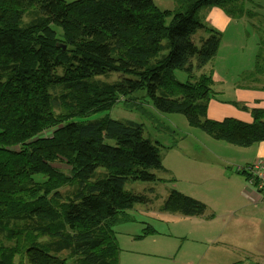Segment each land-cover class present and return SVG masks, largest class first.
<instances>
[{
  "label": "trees",
  "instance_id": "obj_1",
  "mask_svg": "<svg viewBox=\"0 0 264 264\" xmlns=\"http://www.w3.org/2000/svg\"><path fill=\"white\" fill-rule=\"evenodd\" d=\"M174 2L167 22L153 0H0V264H119L114 227L133 221L135 204L151 200L125 184L161 182L154 170L166 169L159 143L141 123L90 117L117 102L153 120L140 106L147 99L153 110L182 114L210 137L240 147L264 140L263 108L233 100L250 121L206 116L212 76L196 71L215 56L220 37L191 40L206 29L202 8L253 14L239 0ZM258 44L260 74L264 36ZM251 163L234 169L246 184ZM157 209L214 216L176 189ZM153 232L146 225L138 237Z\"/></svg>",
  "mask_w": 264,
  "mask_h": 264
},
{
  "label": "rangeland",
  "instance_id": "obj_2",
  "mask_svg": "<svg viewBox=\"0 0 264 264\" xmlns=\"http://www.w3.org/2000/svg\"><path fill=\"white\" fill-rule=\"evenodd\" d=\"M153 1L164 13L168 22L175 7L174 0ZM239 2L245 11L253 14L252 17L226 15L218 7V9L202 8L198 16L206 29L199 28L191 35V40L195 44H198L200 37H206L211 33H216L220 37L215 56L202 69L196 71V74L201 72L211 74L214 98L220 100L234 99L233 85H249L256 78L264 82V71L258 74L254 70L256 54L259 50V36H264V0H239ZM261 59L264 60V53ZM261 66L264 67L263 61ZM175 76L180 81L186 78L180 71H175ZM113 78L115 76L107 79ZM142 92L144 91L141 89L139 93ZM145 101H142L140 106L153 115V120L142 115L132 106H124L121 101L109 111L90 116L92 118L108 114L116 119H130L141 123L144 133L149 135L153 142L159 143L161 163L166 169L154 170L156 175L165 179L161 182L133 181L125 184V189L145 192L144 194L151 200L135 204V208L130 211L133 221L114 227L120 247L119 264H177L174 262L180 254L184 258L181 264H189L191 260H194L195 264H226L225 261L230 255L221 252L220 243H202L204 239L196 236L198 235L196 227L201 225L199 221L194 220L197 217L184 218L176 213L162 212L157 206L168 190L176 189L205 202L208 206L207 211L216 214L214 222L216 228H209L208 231H218L222 219L229 215L230 206L233 203L239 204L242 200V195L234 191L232 183L238 181L237 185H246V182L243 176L235 173L234 169L235 164L251 160L252 146L244 148L216 140L199 128L191 126L184 115L155 111L147 99ZM161 123L163 126H160ZM158 126L160 127L157 129ZM48 133L44 131L42 134ZM154 195H158V198H154ZM223 206L227 208L225 214H221ZM188 220L191 225L188 224ZM146 225H150L154 232L138 237ZM260 225L263 226L262 223ZM135 235L137 238L134 237ZM181 244V249L177 252ZM187 253L189 255L185 256ZM237 258L239 260L240 257ZM254 262L249 259L242 264H254Z\"/></svg>",
  "mask_w": 264,
  "mask_h": 264
},
{
  "label": "crops",
  "instance_id": "obj_3",
  "mask_svg": "<svg viewBox=\"0 0 264 264\" xmlns=\"http://www.w3.org/2000/svg\"><path fill=\"white\" fill-rule=\"evenodd\" d=\"M219 15L220 13H218V16ZM233 87L235 89L234 99L220 100L214 98V96L210 99L206 112V116L208 118L221 120L225 117H232L242 121H250L251 117L247 110L241 109L240 107L229 103L233 100L243 103L248 108L259 107L264 109V82L256 78L253 79V83H250L249 85H233ZM251 146V160L242 164H235L236 167H241L260 157H264V140ZM237 182L238 181H233L232 184L234 185V191L240 194V196L242 195L241 202L235 205L233 203L230 206L228 210L229 215H227V212V216L222 219L221 228H219L218 231H208L209 228H216L214 223L216 220L215 212L209 210L214 214L211 219L203 217H197V219H194L195 221H199L201 223V225L196 227V232L198 234L196 236L204 239L203 241L201 240L202 243H220L219 248L221 252H225L224 255H230V258L225 261L226 264H242L244 262H248L249 259L251 261L254 260V264H264V227L260 225L261 223L263 224V213L258 201L256 200V192L251 190L252 188L248 184H240V186L237 185ZM227 183H230V181H227ZM226 209L227 208L224 207L221 214H225ZM188 224L191 225L192 223L189 221ZM193 239L197 240L195 238ZM181 246L182 244L179 246L177 252L180 251ZM188 255L189 253L185 256ZM237 257H240L239 260H237ZM183 260V255L181 256L180 254L177 257V261L174 263L181 264ZM189 264H195V261L191 260Z\"/></svg>",
  "mask_w": 264,
  "mask_h": 264
},
{
  "label": "built area",
  "instance_id": "obj_4",
  "mask_svg": "<svg viewBox=\"0 0 264 264\" xmlns=\"http://www.w3.org/2000/svg\"><path fill=\"white\" fill-rule=\"evenodd\" d=\"M245 169L250 170L251 178L248 181V185L252 188L251 190L256 192V200L264 214V157L254 160L248 167H245Z\"/></svg>",
  "mask_w": 264,
  "mask_h": 264
}]
</instances>
